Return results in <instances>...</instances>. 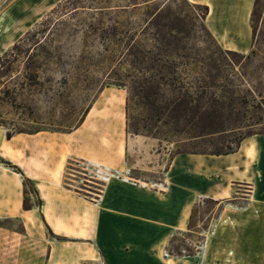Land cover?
<instances>
[{"label": "crops", "instance_id": "obj_1", "mask_svg": "<svg viewBox=\"0 0 264 264\" xmlns=\"http://www.w3.org/2000/svg\"><path fill=\"white\" fill-rule=\"evenodd\" d=\"M187 1L208 7L204 24L219 47L251 51L254 0ZM111 92L102 91L70 132L8 139L0 130V159L21 172L0 162V219L19 221L24 243L47 249L45 264H68L69 254L83 262V241L93 248L88 260L104 264H264V133L246 137L232 154L180 153L165 161L152 140L126 132L124 95H105ZM203 199L230 203L194 257H167L168 241L189 232L192 209ZM34 253H27V264Z\"/></svg>", "mask_w": 264, "mask_h": 264}, {"label": "rangeland", "instance_id": "obj_2", "mask_svg": "<svg viewBox=\"0 0 264 264\" xmlns=\"http://www.w3.org/2000/svg\"><path fill=\"white\" fill-rule=\"evenodd\" d=\"M65 1L67 0H0V57L13 45L19 44L21 51H30L34 54L31 64L40 67L37 81L32 83L39 85L28 88L29 81L26 79L25 69L32 65L26 63L24 54H19L17 61L9 58V61H13L11 64L8 60L2 64L1 73L10 66L13 70L12 73L0 74V90H8V93L0 95V130L5 133L10 132L14 135L17 131L27 134L37 131L70 132L79 126L88 109L91 108L102 91H113L105 95L115 94L118 97L124 95L123 108L125 110L128 91L126 88L114 85H122L115 81L116 61L122 51L120 48L116 49L113 44L105 42L106 40L103 41V37H101L103 34L99 29L110 28L115 20L123 21L129 37L131 53H134L139 46L150 50L154 45L151 40L153 30L145 27L142 21L147 14L158 8L162 9L167 3V0L68 1V6L69 3L78 1L79 5L77 6L108 7L102 12L104 14L100 15L99 11L88 8H79L75 13H73L74 11L70 12L72 10L70 6H67L68 9L65 8L66 6L63 7ZM186 2L188 1L174 0V3L167 5L172 11L182 14L190 15L192 12L202 14L204 12L203 5ZM191 5L199 7L193 9L190 7ZM54 9L55 11H53ZM252 11L253 7L251 14ZM121 12L124 13L121 15ZM249 12L245 17V22H247ZM195 25L193 32L195 38L191 44L207 48L209 51L206 53L207 55L218 57L217 43L215 44L210 37L204 34L198 24ZM252 26L254 35L251 38V51L244 55L248 56L252 53L250 61L234 59L241 62L242 72L246 79L257 90H264V0L259 1ZM27 33L29 36L25 37ZM221 50L226 51L222 48ZM128 60H133V58L130 56ZM23 85L25 89H21ZM116 90H123V95L121 91L114 92ZM247 101L249 105L256 106L248 96ZM255 102L260 103L261 99L256 97ZM130 107V114L133 117L141 119L148 117L147 109L139 105V100L136 97L132 98ZM247 116L252 120L248 121L244 125V129L237 133H226L194 142L186 141L185 144L178 142L183 137L170 140V142H159L157 139L146 138L152 140L155 145L153 150H159L164 155H161V158H164L165 161L183 151L197 150L212 154L215 151L226 150V147L231 146L234 138L239 134L248 136L264 131V108L262 110H257L256 107L249 108ZM148 122L150 121L148 120ZM153 122L154 119L150 124ZM255 123L257 124L254 125ZM157 124L158 128L154 127L153 132L159 134V122ZM144 155L146 156V154ZM142 167L145 168V166ZM129 175L147 178L151 182H156L158 179V175L138 170H131ZM28 190L32 193L30 185L26 186L25 192ZM243 190H245L243 194L246 195L248 189L243 188ZM244 195L242 199H245ZM25 203L28 204L26 198ZM244 203L245 200L239 201V206ZM218 213V206L202 201L197 202L192 215L193 231L175 234L176 239L172 242L170 249L177 248L183 256L181 258H189L185 257L187 251L192 252L201 247L204 235L217 221V217L220 215ZM213 217L215 219L210 225L209 221ZM209 226V230L204 232ZM0 232L4 234L3 239L0 240V250L3 251V254L0 255V264H27L29 260L27 253H33V248L35 249L33 264H45L47 249L39 242H35V245L32 244V247L29 248L27 243H24L26 240L20 236L23 229L19 221L0 219ZM53 238L62 240L59 237ZM83 242V262L75 263V255L69 254L67 263L104 264L103 260L98 259L95 253H92V256H96L97 261L88 260L91 257L89 251L93 248L88 244L91 241ZM195 264L209 263H204L203 259H199Z\"/></svg>", "mask_w": 264, "mask_h": 264}, {"label": "trees", "instance_id": "obj_3", "mask_svg": "<svg viewBox=\"0 0 264 264\" xmlns=\"http://www.w3.org/2000/svg\"><path fill=\"white\" fill-rule=\"evenodd\" d=\"M65 1L63 7L68 6ZM260 0H254L253 11L251 14V29L253 33V18L257 12ZM174 3V0H167L166 5L146 15L142 21L145 27L153 30L151 34L154 45L150 50L143 49L141 46L131 53L129 47V37L125 31L123 21H114L109 28L99 29L103 36V41L113 44L116 49H121L116 61V78L115 81L122 83L114 84L117 87L126 88L128 97L125 106L126 113V132L135 136L149 137L159 140V142L183 137L178 142H194L207 137L221 136L226 133H237L244 129V125L252 120L248 118V109L255 108L262 110L264 108V90H257L244 75L241 62L235 60L238 58L242 61H250L251 55L244 56L231 51H223L217 46L214 38L207 30L204 21L208 15V7L204 6L202 14L191 13L182 14L172 11L167 5ZM188 3V2H186ZM78 1L69 3L73 13L79 8H88L102 12L108 7H83ZM189 5V4H188ZM68 6V7H69ZM193 9L195 5H191ZM55 11V9L53 10ZM124 11V10H122ZM124 12H121L122 15ZM46 23V22H45ZM102 25L103 23L100 22ZM204 34L212 39L218 48V57L207 55V48H200L191 44L194 40V30L196 25ZM90 26V25H89ZM29 36V33L25 37ZM19 54L26 56V63L31 64L34 54L30 51H21L20 45L15 44L10 50L0 57V68L8 60L11 64L17 61ZM133 60H128L129 57ZM12 58L13 61H9ZM28 66L25 69L26 79L29 81L28 88H33L39 84L36 83L39 66ZM130 70V71H129ZM13 70L8 67L5 73H12ZM0 72V74H2ZM2 74V75H3ZM21 89H25L23 85ZM8 93V90H0V95ZM252 99L256 106L249 105L247 96ZM136 97L139 105L147 109V116L143 119L133 117L130 114V102ZM256 97L261 99L256 103ZM150 113V114H148ZM148 118V119H147ZM154 122L150 124L151 121ZM148 120L150 122H148ZM156 121V124H155ZM159 122V134L153 132L154 127L157 129ZM255 123L254 125H256ZM38 132V131H37ZM35 132V133H37ZM25 133L17 131L15 134ZM264 133L261 132L260 134ZM13 134L6 132V137L10 139ZM255 134H250L252 136ZM248 136L239 134L231 146L226 147L224 151H215L212 154H206L197 150L180 153L203 154V155H228L234 153L243 139ZM0 162L8 168H12L18 173L21 172L11 166L10 163L0 159ZM24 187L29 185V181L24 179ZM204 203L218 206V214L224 208V205L230 201H214L211 199L201 200ZM196 207L194 205L190 219L188 231L192 230V215ZM24 208L29 209V205L24 202ZM218 218V217H217ZM216 218V219H217ZM215 217L211 218V225ZM210 226L204 230L207 232ZM176 239L173 236L165 248L166 256L169 258H181V252L177 248H171L172 242ZM203 241V240H202ZM199 252V247L195 251H187L185 257H194Z\"/></svg>", "mask_w": 264, "mask_h": 264}, {"label": "bare ground", "instance_id": "obj_4", "mask_svg": "<svg viewBox=\"0 0 264 264\" xmlns=\"http://www.w3.org/2000/svg\"><path fill=\"white\" fill-rule=\"evenodd\" d=\"M231 15H232V14H231ZM231 15H230V16H231ZM89 115H90V113H89Z\"/></svg>", "mask_w": 264, "mask_h": 264}]
</instances>
